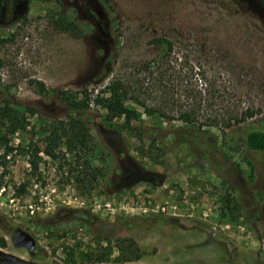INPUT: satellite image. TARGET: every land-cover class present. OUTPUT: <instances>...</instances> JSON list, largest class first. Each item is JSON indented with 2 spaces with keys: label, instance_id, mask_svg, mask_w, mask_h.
I'll use <instances>...</instances> for the list:
<instances>
[{
  "label": "rangeland",
  "instance_id": "374dc122",
  "mask_svg": "<svg viewBox=\"0 0 264 264\" xmlns=\"http://www.w3.org/2000/svg\"><path fill=\"white\" fill-rule=\"evenodd\" d=\"M99 5L0 0V102L36 111L27 115V131L10 136L30 154L15 151L0 169V262L264 264V153L244 148L245 130L228 150L218 129L202 135L148 113L129 91L120 96L138 115L133 135L124 118L109 120L103 105L117 80L127 89L146 85V64H161L171 44L180 80L194 81L199 64L215 60L256 72L264 125V0ZM59 12L84 35L57 29L49 16ZM67 98L88 109L72 111ZM70 117L87 123L95 147L100 177L89 191L68 172L70 156L54 160L43 152V127ZM18 227L36 239L34 252L12 244Z\"/></svg>",
  "mask_w": 264,
  "mask_h": 264
},
{
  "label": "trees",
  "instance_id": "16d2710c",
  "mask_svg": "<svg viewBox=\"0 0 264 264\" xmlns=\"http://www.w3.org/2000/svg\"><path fill=\"white\" fill-rule=\"evenodd\" d=\"M98 1L103 5L107 0ZM101 6L99 5L100 8L104 7ZM49 19L61 31L78 37L84 35L78 22L68 18L64 12L51 14ZM171 53L170 44L161 64L157 61L146 64L144 71L149 77L146 85H136L135 90L133 87L127 89L121 80L111 85L110 97L103 102L109 120L124 118V131L135 135L138 130L132 123L137 121L138 115L121 100L120 96L121 94L127 96L129 91H133L132 99L148 113L181 121L188 125L190 130L202 135L207 134L208 129L216 128L222 134V145L228 150L235 149L233 145L235 133L239 134L245 130L246 136L242 140L244 148L249 152L264 153V125L259 119L261 106L256 102L259 89L256 72L242 74L234 68L230 70V63L215 60L210 62L209 66L199 64L194 81L192 78L180 80L174 76ZM142 97L147 101H143ZM67 100L72 111L76 113L88 109V104L84 101L69 98ZM35 113L32 108L20 109L6 101L0 102V169L5 171L15 151L30 154L28 150L13 146L10 136L27 131L30 127L27 115ZM41 133L46 136V148L43 152L54 160H67L66 156H70L68 172L79 186L87 191L92 190L100 177V171L93 165L95 147L87 123L70 117L44 126ZM138 137L142 140L143 134L140 132ZM30 164L37 170L36 161L30 160ZM21 189L24 190V185ZM0 246H6L4 239L0 240Z\"/></svg>",
  "mask_w": 264,
  "mask_h": 264
},
{
  "label": "water",
  "instance_id": "95a60500",
  "mask_svg": "<svg viewBox=\"0 0 264 264\" xmlns=\"http://www.w3.org/2000/svg\"><path fill=\"white\" fill-rule=\"evenodd\" d=\"M12 244L18 249H26L31 253L37 249V241L34 236L20 227L16 228L13 232ZM0 264L9 263L0 262Z\"/></svg>",
  "mask_w": 264,
  "mask_h": 264
},
{
  "label": "built area",
  "instance_id": "2783aa9c",
  "mask_svg": "<svg viewBox=\"0 0 264 264\" xmlns=\"http://www.w3.org/2000/svg\"><path fill=\"white\" fill-rule=\"evenodd\" d=\"M203 215L207 217L209 214L206 211H203Z\"/></svg>",
  "mask_w": 264,
  "mask_h": 264
},
{
  "label": "flooded vegetation",
  "instance_id": "af4514ba",
  "mask_svg": "<svg viewBox=\"0 0 264 264\" xmlns=\"http://www.w3.org/2000/svg\"><path fill=\"white\" fill-rule=\"evenodd\" d=\"M38 245V244H37Z\"/></svg>",
  "mask_w": 264,
  "mask_h": 264
}]
</instances>
